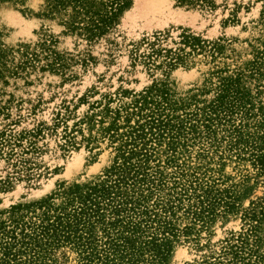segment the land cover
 <instances>
[{"label":"trees","instance_id":"1","mask_svg":"<svg viewBox=\"0 0 264 264\" xmlns=\"http://www.w3.org/2000/svg\"><path fill=\"white\" fill-rule=\"evenodd\" d=\"M174 1L213 7L212 0ZM129 4L130 0H41L38 15L57 19L89 43L107 33ZM165 35L141 38L132 45L130 57L147 69H172L190 54L214 59L223 46L220 39L182 31L175 47H163ZM54 41L43 34L33 45L0 43V79L35 69L68 77L67 58L53 48ZM210 76L197 93L185 97L175 95L165 81H152L138 92L117 89L92 101L71 126L58 112L51 125L39 123L19 133L12 132L11 123L5 124L0 129V156L12 175L1 183L8 184L11 176L22 172L33 175L26 155L38 153L37 137L45 129L55 132L58 125L63 150L74 146L78 132L85 148L98 151L105 141L112 157L92 179L61 181L44 197L0 210V264H55V252L65 248L74 253L72 264H167L180 236L194 240L214 217L232 212L237 196L232 185L224 186L223 160L248 161L264 173V102L256 99L260 84H255L254 94L244 84L245 79L264 77V35L242 68H217ZM209 91V99L198 98ZM0 115L10 117L4 106ZM192 146L200 161L190 168L180 154ZM263 217L264 196L258 208L243 211L245 227L229 232L217 252L185 264H264L259 235Z\"/></svg>","mask_w":264,"mask_h":264},{"label":"rangeland","instance_id":"2","mask_svg":"<svg viewBox=\"0 0 264 264\" xmlns=\"http://www.w3.org/2000/svg\"><path fill=\"white\" fill-rule=\"evenodd\" d=\"M212 1L213 7H201L178 5L174 0H130L108 32L89 43L65 30L57 19L38 15L41 0H26L23 5L0 3V43L33 45L41 35L49 34L55 40L53 48L66 56L68 64V77L60 72L35 69L25 75L0 79V106L6 107L10 116L0 115V129L11 123L12 132L19 133L39 123L51 125L57 112L71 126L92 101L117 89L138 92L152 81H165L175 95L185 97L197 93L196 89L202 87L211 71L242 68L252 58L253 47L264 35V0ZM182 31L201 39H220L221 53L214 59L202 53L190 54L172 69H147L142 62L130 57L132 45L139 43L141 38L165 33L160 45L175 47L173 42ZM210 77L211 81L215 80L214 76ZM256 83L260 84L256 99L264 102V77L244 80L252 94ZM211 95L209 91L198 98L209 99ZM60 128L58 125L55 132L45 129L36 139L40 151L26 155L30 158L28 171L33 173L32 176L27 177L22 172L19 176H11L8 184L1 183L7 175H12V168L0 156V210L44 197L61 181L85 182L101 174L110 163L112 152L105 141L98 144V151L89 150L84 147L78 132L74 146L63 150ZM195 148L192 146L188 152L180 154V159L184 158L190 168L200 161L195 157ZM223 161L224 186H233L237 196L235 209L214 217L194 240L180 236L167 264L191 263L217 252L229 232L245 227L241 220L243 211L258 208L264 196V173H258L248 161ZM208 165L219 168L212 162ZM38 172L37 176L35 173ZM259 227L264 250V217ZM54 258L55 264L74 263V253L66 248L56 251Z\"/></svg>","mask_w":264,"mask_h":264}]
</instances>
